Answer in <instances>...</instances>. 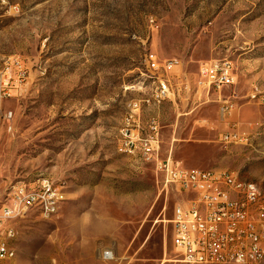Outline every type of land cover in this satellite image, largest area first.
<instances>
[{"label":"rangeland","instance_id":"obj_1","mask_svg":"<svg viewBox=\"0 0 264 264\" xmlns=\"http://www.w3.org/2000/svg\"><path fill=\"white\" fill-rule=\"evenodd\" d=\"M149 52L181 63L174 99L140 117L157 116L161 157L264 188V107L250 97L264 93V0H0V70L25 75L2 104L0 194L42 177L63 192L54 214L15 221L14 264H183L169 219L184 197L118 146L126 103L155 86ZM210 60L233 67L228 121L244 143L218 141L214 97L195 87Z\"/></svg>","mask_w":264,"mask_h":264},{"label":"built area","instance_id":"obj_2","mask_svg":"<svg viewBox=\"0 0 264 264\" xmlns=\"http://www.w3.org/2000/svg\"><path fill=\"white\" fill-rule=\"evenodd\" d=\"M8 64L0 70V138L4 127L10 129L12 118L9 111H4L3 101L12 96L11 91L21 90L25 77L17 62ZM144 66L146 79L158 76L160 90L126 103L118 146L135 159L150 163L163 187L184 197L174 204L169 219L175 256L183 264H262L264 188L226 171L188 169L170 156L161 157L157 116L150 115L145 127H140V117L144 110L174 99L172 81L181 63L174 58L159 59L149 52L144 56ZM233 77L228 60L202 62L196 73L195 87L205 96L214 97L218 122L226 128L217 134L222 144H241L248 139L228 121L236 98L229 90ZM250 97L264 107V93ZM147 100H155V107H147ZM127 104H134V111H127ZM61 200L63 192L45 177L32 183L18 182L0 194V264H12L15 221L32 211L44 217L52 215Z\"/></svg>","mask_w":264,"mask_h":264},{"label":"bare ground","instance_id":"obj_3","mask_svg":"<svg viewBox=\"0 0 264 264\" xmlns=\"http://www.w3.org/2000/svg\"><path fill=\"white\" fill-rule=\"evenodd\" d=\"M150 79L153 81V83H155V86L152 89H150L149 94H152L153 92H159L160 83H158V76H150ZM154 104H155V100H147V106L154 105ZM129 109L130 111H134V104H130ZM254 186H256V188H260L256 183H254ZM103 256L104 258H110V255L108 253H104ZM14 260H15V251H13L12 256H11L12 264H14Z\"/></svg>","mask_w":264,"mask_h":264}]
</instances>
